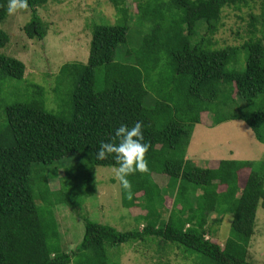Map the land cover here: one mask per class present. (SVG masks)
Returning <instances> with one entry per match:
<instances>
[{
	"label": "trees",
	"instance_id": "16d2710c",
	"mask_svg": "<svg viewBox=\"0 0 264 264\" xmlns=\"http://www.w3.org/2000/svg\"><path fill=\"white\" fill-rule=\"evenodd\" d=\"M46 2L27 0L30 19L22 27L26 37H45L47 24L37 7ZM110 2L117 22L93 25L86 62H65L56 73L68 101L46 109L44 87L33 82L27 99L4 106L0 264H68L74 255L79 256L75 264H108L107 246L147 237L200 253L207 264H251L246 255L256 208L260 204L264 209V160L219 159L214 167H201L185 157L184 149L190 134L187 125L199 122L200 112H209L210 103L226 87L238 108L229 118L243 120L264 142V0H134V14L126 0ZM257 4L259 13L249 15L252 33L247 40L211 46L210 38L223 24L225 7L238 10ZM7 6L8 0H0V21L8 14ZM134 15L152 29L142 37L136 58L122 63L116 61L115 52L126 42L127 24ZM7 42L8 35L0 30V48ZM243 51L245 60L239 68ZM160 63L162 70L152 80L149 70H157ZM24 71L21 60L0 54V82L22 79ZM137 121L143 142L149 145L144 154L148 171L127 177L131 198L120 185V202L128 209L143 210L137 215L142 227L118 230L83 217L81 241L70 252L64 251L50 198L58 189H50L44 168L69 155L82 156L86 174L77 193L92 194V167L118 166L114 154L96 159L100 142L117 143L114 129L120 124L130 128ZM161 174L167 177L162 186L154 177ZM166 195L172 203L165 217ZM81 200L76 191L57 198L70 207ZM226 214L232 217L231 235L219 243L212 225ZM211 215L215 218L210 220Z\"/></svg>",
	"mask_w": 264,
	"mask_h": 264
},
{
	"label": "rangeland",
	"instance_id": "374dc122",
	"mask_svg": "<svg viewBox=\"0 0 264 264\" xmlns=\"http://www.w3.org/2000/svg\"><path fill=\"white\" fill-rule=\"evenodd\" d=\"M126 5L132 14L136 12L134 0H126ZM37 13L47 24L46 35L41 40L26 37L22 30L23 25L30 19L29 10H17L11 15L7 14L5 19L0 21V30L8 35V42L0 48V54L17 58L25 65L22 79L5 78L0 82V120L4 119L6 104L30 96L32 91L30 84L33 82L44 87L46 109H57L60 101L64 99L68 101L67 95L65 98L64 85L59 84V80L55 78L60 66L65 62L85 63L93 25L117 22V14L110 0H48L44 5L37 7ZM257 13H259L258 4L253 7H241L238 10L225 7L221 18L223 24L210 38L211 46L220 48L239 45L247 40L252 33L248 24L249 15ZM127 25L126 42L120 44L115 52L116 61L122 63L132 62L133 58H136L142 37L152 29L150 23L141 22L137 15L130 16ZM256 26L260 29L259 24ZM255 35L259 37L260 33L257 31ZM126 51H129V54ZM239 53L241 64L238 67L242 68L246 52ZM160 68L162 70L161 63L157 70H149L152 80L157 78ZM96 72L100 74L99 70ZM229 90V87L222 89L215 101L210 103L209 112H200L199 122L187 125L190 134L184 149L185 157L194 165L211 167L219 159L264 160V142L255 138L253 131L243 120L229 118V115L238 110L232 102ZM151 95L155 96L152 92ZM223 97H226L225 100L222 99ZM241 105L244 106V103ZM190 116H193V113H190ZM222 117L226 119L213 123V120ZM85 165L86 161L82 156L74 154L44 168L50 189H58L56 193L50 195L54 203L52 211L59 231L60 246L68 252L82 239L83 217L111 225L118 230L141 228L143 224L140 223L142 219L137 216L143 213L142 209L138 207L128 209L121 205L120 183L114 174L115 166H93L92 173L95 180L93 193L87 196L77 193L82 189L81 180L86 174ZM154 177L160 186L167 181V177L162 174ZM60 182H63L62 189H59ZM73 191L82 198L80 205L70 207L64 202L57 201L58 197L69 196ZM168 195L164 197L163 203L166 209L165 217L172 203ZM213 218L215 215L210 216V220ZM231 218L230 214H226L218 224L212 225L215 230L213 236L215 241L222 243L231 235ZM166 243V245L159 243L155 237H147L145 241H128L107 246L106 262L108 264L208 263L200 253L184 251L181 245L179 249L169 242ZM78 257L74 255L68 264H75V259ZM246 260L251 264H264V209L260 204L256 208L253 234L248 243Z\"/></svg>",
	"mask_w": 264,
	"mask_h": 264
},
{
	"label": "clouds",
	"instance_id": "9594fccd",
	"mask_svg": "<svg viewBox=\"0 0 264 264\" xmlns=\"http://www.w3.org/2000/svg\"><path fill=\"white\" fill-rule=\"evenodd\" d=\"M27 8V0H8L6 12L13 14L17 10ZM141 123L135 122L132 127H127L120 124L114 129V137L117 143H106L101 141L99 148L96 151V159L103 160L106 154H114L113 159L118 166L114 167V174L118 179L121 187L129 190V198H131V185L127 177L134 172H147V161L144 159V154L148 150L149 145L143 142L141 132Z\"/></svg>",
	"mask_w": 264,
	"mask_h": 264
},
{
	"label": "crops",
	"instance_id": "0c3cea01",
	"mask_svg": "<svg viewBox=\"0 0 264 264\" xmlns=\"http://www.w3.org/2000/svg\"><path fill=\"white\" fill-rule=\"evenodd\" d=\"M215 165H212L211 167H214Z\"/></svg>",
	"mask_w": 264,
	"mask_h": 264
}]
</instances>
